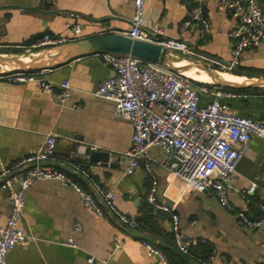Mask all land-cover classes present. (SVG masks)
Here are the masks:
<instances>
[{
    "label": "crops",
    "instance_id": "1",
    "mask_svg": "<svg viewBox=\"0 0 264 264\" xmlns=\"http://www.w3.org/2000/svg\"><path fill=\"white\" fill-rule=\"evenodd\" d=\"M134 0H0V54L19 53L34 60L42 53L26 51L19 45H28L45 33L77 39L109 32H125L131 23ZM264 8V0H260ZM201 5L210 30L200 37V27L191 23L182 35L189 52L179 57L182 66H189L196 75L199 66L190 59L203 61L210 68L222 72L228 69L213 56L230 63L235 38L232 30L240 21L217 0H147L145 25L148 29L163 28L165 37H180L182 25L189 20V11ZM79 24L77 34L74 25ZM38 53V54H36ZM53 54V52L51 53ZM177 62V61H176ZM178 63V62H177ZM243 70L228 79L264 78V43L246 49L238 65ZM229 71V70H228ZM200 79L211 76L203 69ZM198 72V73H200ZM112 70L99 54L82 56L46 69L47 80L58 85L71 83L69 104L61 108L53 93L43 90L37 82H10L0 80V170L18 158L31 154L53 131L57 135L54 157L48 162L72 174L88 189V182L73 172V165L86 169L104 189H113L120 211L138 220L143 203L152 185V175L142 164L135 174L125 172L126 158L132 144L131 122L115 116V103L95 94L100 82ZM241 82V83H242ZM240 83V82H239ZM249 91L236 93L226 99L231 109L240 116L264 120V86L246 87ZM209 100L207 96L204 101ZM73 103L78 108L71 107ZM92 147L109 153V167L102 162L90 161ZM155 161L154 173L159 181V197L167 191L169 203L179 215L181 229L192 246L207 243L212 247L213 264H263L264 228L252 229L239 225L235 214L220 205L211 190L202 192L185 189L184 183L174 178L167 153L158 146L150 149ZM264 154V138L253 136L248 152L241 158L232 179L229 196L238 209L254 217H264V168L260 158ZM256 184L252 194L239 191ZM0 185V225L10 214V192L15 184ZM239 190V191H238ZM176 202V204H174ZM163 232L132 229L119 224L110 215H99L80 203L78 193L56 180L37 181L27 192L20 225L32 237L28 245H17L8 255V264H101L89 262V257L107 259L108 264H161L159 257L149 252L145 241L156 246H168L165 232H171V214L155 208ZM80 223L82 229L74 231ZM74 237L78 246L63 244ZM120 247L116 248L117 241ZM191 253V252H190ZM192 254V253H191ZM173 264H200L190 254H181L174 247L168 251ZM209 259V258H208Z\"/></svg>",
    "mask_w": 264,
    "mask_h": 264
},
{
    "label": "built area",
    "instance_id": "2",
    "mask_svg": "<svg viewBox=\"0 0 264 264\" xmlns=\"http://www.w3.org/2000/svg\"><path fill=\"white\" fill-rule=\"evenodd\" d=\"M147 0H134V11L130 27L123 34L134 39L157 42L171 52L185 55L188 45L182 35L191 23L200 27V37L205 38L210 30L201 5H195L189 11V20L180 29V37H165L163 28L148 29L145 25ZM228 9L240 23L231 36L235 43L231 51L229 71L241 63L246 49L257 48L264 43V8L260 0H217ZM78 34L79 24L74 25ZM77 38L53 36L45 33L40 39L28 45H19L26 51L43 53ZM3 44L0 42V48ZM38 54V53H36ZM103 61L110 66L112 74L103 79L95 94L115 103V116L131 122L133 126L132 144L126 153L125 172L133 175L143 164L152 175L147 201L156 209L171 214V232L176 248L183 254L190 253L193 240L181 229L179 215L174 205L169 203L167 191L159 197V181L154 173L155 161L150 149L158 146L167 153L171 161L174 178L184 183L185 189L202 192L211 190L222 207L235 214L237 223L252 229L264 228V217H254L244 209H238L229 196L232 179L241 158L250 148L251 138H264V120L250 116H240L230 107L226 99L236 93L216 83H196L182 72L142 60L132 54L102 53ZM45 70H12L6 64H0V80L10 82H37L43 90L53 93L58 105L66 107L71 99L72 87L69 81L61 82L56 91L54 82L44 76ZM207 96L209 100L204 101ZM73 108H78L73 103ZM57 135L49 131L44 141L31 154L24 155L0 170V185L4 188L15 184L10 192V214L4 225H0V264H8V255L17 245H28L32 237L20 225L28 190L40 180H56L64 187L73 188L79 195L80 203L92 208L99 215H110L119 224L132 229L140 227L139 221L120 211L116 205L113 189L102 188L90 173L80 165H73V172L83 177L91 189L86 188L77 179L48 162L54 157ZM98 147H92L96 150ZM264 168V154L260 158ZM107 165L110 167L112 162ZM1 186V187H2ZM256 184L241 189L243 195L252 194ZM176 204V202H174ZM82 229L80 223L74 225V231ZM63 244L77 247L74 237ZM149 252L159 257L161 264H172L167 255L154 243L145 241ZM120 241L116 248L120 247ZM89 262L108 264L107 259L89 257ZM204 264H213L212 256ZM264 264V263H263Z\"/></svg>",
    "mask_w": 264,
    "mask_h": 264
},
{
    "label": "water",
    "instance_id": "3",
    "mask_svg": "<svg viewBox=\"0 0 264 264\" xmlns=\"http://www.w3.org/2000/svg\"><path fill=\"white\" fill-rule=\"evenodd\" d=\"M53 52V54H51ZM121 53L132 54L142 60L163 65L172 71L185 73L189 66L179 67L175 65L174 57H182L181 54L171 52L163 45L157 42L145 41L140 39H134L121 32H109L92 35L90 37L76 39L68 41L61 45L51 47L44 51L38 58L29 61L27 63L20 62V58L17 57H0V64H9V61L14 60L18 64L10 68L12 70H46L56 65L66 63L73 59L82 56H89L102 53ZM214 62H222L225 67H229L230 63L221 61L213 56H207ZM192 63L204 69L212 78L213 82L224 87L229 88H246V87H258L264 86V78H253L246 83H239L235 81H229L221 78L218 75V71L210 68L203 61L190 59ZM186 74V73H185ZM194 79L193 77H191ZM195 81H198L194 79ZM201 82V81H198ZM206 83V82H204ZM90 161L93 163L102 162L107 164L109 162V153L104 151H91Z\"/></svg>",
    "mask_w": 264,
    "mask_h": 264
},
{
    "label": "trees",
    "instance_id": "4",
    "mask_svg": "<svg viewBox=\"0 0 264 264\" xmlns=\"http://www.w3.org/2000/svg\"><path fill=\"white\" fill-rule=\"evenodd\" d=\"M240 69L243 70L244 68H241V66H237L235 69L232 70V72L233 73L241 72V71H239ZM253 73H256V74L260 75V74H264V71H256V70H254ZM195 82L199 83V84L203 83V82H198V81H195ZM225 88L229 89V90H231L233 92H237V93H242V92H245L247 90L249 91V88H247V89L229 88V87H225ZM153 211H155V207L152 204H150L149 202L143 203L142 208H141V215L138 218V221L140 223V228L142 230H145V231L147 230V231H150V232H155V231L159 232V233L163 232V229L158 224L160 220L158 218H156L154 215H152ZM164 239L168 242V246H158V247L167 255V257L169 258L170 262L173 264L172 260L168 256V251L171 250V249L173 250L174 247L176 248V244H175V239H174L173 233L165 232ZM190 252L192 254L191 253H189V254L192 255L195 258L196 261H198L200 264H204L205 261H207L208 258L210 257V255L212 254V247L210 245H208L207 243H204V242L203 243H198L196 246H192L191 245Z\"/></svg>",
    "mask_w": 264,
    "mask_h": 264
},
{
    "label": "bare ground",
    "instance_id": "5",
    "mask_svg": "<svg viewBox=\"0 0 264 264\" xmlns=\"http://www.w3.org/2000/svg\"><path fill=\"white\" fill-rule=\"evenodd\" d=\"M175 58V57H174ZM30 60H27V59H25V58H20V62H24V63H27V62H29ZM178 63H177V62ZM181 61L179 60V59H177V57L175 58V65H177V66H179V67H182V65L181 64H179ZM9 64H6L9 68H12V67H14L15 66V64H18L17 62H14V60H12V61H9L8 62ZM13 63H15V64H13ZM190 71V73H192V70H189ZM189 71L188 70H186L185 71V73H186V75H188V76H190V77H193L194 79H196V80H198V81H201V82H206V83H212L213 82V78L211 77L209 80L207 79H200V78H198V77H196V76H193V75H191L190 73H189ZM226 80H228V79H226ZM230 81V80H229ZM242 81H245V80H243L242 78L241 79H239V80H235V82H242ZM243 83V82H242Z\"/></svg>",
    "mask_w": 264,
    "mask_h": 264
},
{
    "label": "rangeland",
    "instance_id": "6",
    "mask_svg": "<svg viewBox=\"0 0 264 264\" xmlns=\"http://www.w3.org/2000/svg\"><path fill=\"white\" fill-rule=\"evenodd\" d=\"M2 56H5V57H17V58H25L22 54H19V53H4V54H0V57ZM176 58V57H175ZM179 60H183V59H180V58H177ZM215 69V68H214ZM203 70L201 67H199L196 75H199V76H203L204 73H201L200 71ZM200 72V73H198ZM194 75V76H196ZM218 75L221 77V78H229L231 76V73L230 71H222V72H218Z\"/></svg>",
    "mask_w": 264,
    "mask_h": 264
}]
</instances>
